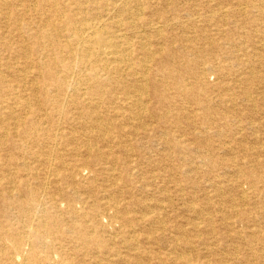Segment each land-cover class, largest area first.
<instances>
[{
  "label": "bare ground",
  "instance_id": "6f19581e",
  "mask_svg": "<svg viewBox=\"0 0 264 264\" xmlns=\"http://www.w3.org/2000/svg\"><path fill=\"white\" fill-rule=\"evenodd\" d=\"M0 264H264V0H0Z\"/></svg>",
  "mask_w": 264,
  "mask_h": 264
},
{
  "label": "rangeland",
  "instance_id": "374dc122",
  "mask_svg": "<svg viewBox=\"0 0 264 264\" xmlns=\"http://www.w3.org/2000/svg\"><path fill=\"white\" fill-rule=\"evenodd\" d=\"M212 77H214V75L212 74L211 75ZM253 144H254V142L253 141H251ZM222 154H224L223 156H228V154H226V153H223L222 152ZM208 190H209V188H208ZM212 193V192H211ZM202 198H205L204 196H201ZM213 200L212 201H217V199H216V197H214V198H212ZM184 204H179V206H181L182 208H179V211L181 212V215H186L187 216V214H189L190 212L189 211H187V210H185V208H184V206H183ZM184 208V209H183Z\"/></svg>",
  "mask_w": 264,
  "mask_h": 264
}]
</instances>
